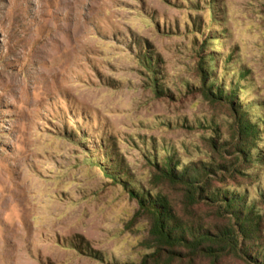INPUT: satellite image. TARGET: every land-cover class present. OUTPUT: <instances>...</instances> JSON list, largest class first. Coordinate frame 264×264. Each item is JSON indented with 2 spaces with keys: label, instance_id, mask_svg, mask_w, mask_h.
Segmentation results:
<instances>
[{
  "label": "rangeland",
  "instance_id": "rangeland-1",
  "mask_svg": "<svg viewBox=\"0 0 264 264\" xmlns=\"http://www.w3.org/2000/svg\"><path fill=\"white\" fill-rule=\"evenodd\" d=\"M209 51L242 111L205 88ZM257 116L264 0H0V264H257L159 247L138 193L167 197L185 220L228 223L214 210L230 220L226 202L188 206L163 169L167 156L194 175L236 162ZM208 174L250 199L251 177L264 185V165Z\"/></svg>",
  "mask_w": 264,
  "mask_h": 264
},
{
  "label": "trees",
  "instance_id": "trees-1",
  "mask_svg": "<svg viewBox=\"0 0 264 264\" xmlns=\"http://www.w3.org/2000/svg\"><path fill=\"white\" fill-rule=\"evenodd\" d=\"M208 41L212 45H216L215 41L218 40L211 37ZM213 48L215 49V47ZM214 54L216 52L209 51V53H205L206 57L204 56L203 63L211 68L205 71V76H207L210 84L205 88L209 89L208 91L212 96L215 95L217 90L216 99L229 101L230 104H233L234 100L238 101L237 105L235 104L236 106L233 104L235 111L238 113L242 109L238 92H235V86H232L233 84L230 82L229 86L234 89L231 97L226 94L224 87L217 86L218 79ZM231 71L236 73V70ZM211 73L212 75H210ZM224 78L225 74L220 77V80L224 82ZM244 113L248 114L249 112ZM256 119L252 121L250 118L249 123L245 124L243 131H241V138L235 146L236 162L225 160L223 164H210L209 168H206L205 165L202 166V169L195 166L196 174L194 175L190 174L189 169L185 167L181 170L178 169L179 165L175 163L177 161L175 156H167L168 163L165 164V169H163L164 174L168 176L169 174L175 175V178L186 187L184 189L186 192L184 199L188 206L209 204L213 207L220 201L226 202L229 208L230 220L224 209L220 207H218V210L213 209L217 212L218 219H227L228 223L215 226L212 229L197 220H185L176 215L175 209L167 197L158 194L152 198L149 192L143 189V194L137 191L141 196L143 206L154 217V233L159 242V247H165L173 251L177 249L185 250L189 252L191 257L205 256L216 259L225 254L239 251L245 258L254 263L264 264V215H262L260 209V205L264 204V185L262 181L256 180L258 178L255 176L251 177V181L256 184L260 196L256 199H250L248 190L240 184H237L235 186L237 188H235L226 183V180H223L222 183L225 187L220 189L211 184L212 181L208 174L216 176L220 172L224 176L229 175L227 179L233 177L231 176L233 174L245 177L250 175V170L258 169L261 165H264V148L259 146L264 139L260 124L264 122L259 120L261 118L258 116ZM213 145L217 146L216 144ZM166 166H168V169H166ZM251 242L255 243L252 248L250 246ZM159 247L158 249H162ZM253 248L255 249L253 250Z\"/></svg>",
  "mask_w": 264,
  "mask_h": 264
}]
</instances>
